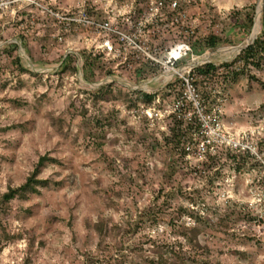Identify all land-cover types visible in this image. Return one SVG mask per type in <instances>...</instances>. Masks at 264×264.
Returning <instances> with one entry per match:
<instances>
[{
    "label": "rangeland",
    "instance_id": "obj_1",
    "mask_svg": "<svg viewBox=\"0 0 264 264\" xmlns=\"http://www.w3.org/2000/svg\"><path fill=\"white\" fill-rule=\"evenodd\" d=\"M3 1L10 5L0 16V264H154L160 257L170 264H264V55L236 79L221 75L206 89L196 86L213 128L246 148L199 156L197 145L218 137L170 115L182 95L179 83L163 88L154 81L151 105L126 99L135 102L143 92L128 84L154 80L165 67L142 61L113 73L115 63L94 53L89 31L63 33L46 13L85 9L106 19L131 12L137 22L155 0ZM172 1L143 39L162 62L182 39L201 52L196 61L241 47L261 0H177L195 23L191 39L189 23L168 25ZM212 35L220 42L205 49ZM239 55L197 68L214 64L223 74ZM143 107L164 116L148 121ZM175 131L186 133L180 145ZM44 157L39 179L48 185L5 201Z\"/></svg>",
    "mask_w": 264,
    "mask_h": 264
},
{
    "label": "built area",
    "instance_id": "obj_2",
    "mask_svg": "<svg viewBox=\"0 0 264 264\" xmlns=\"http://www.w3.org/2000/svg\"><path fill=\"white\" fill-rule=\"evenodd\" d=\"M9 5V1H0V16L7 12ZM165 5L166 0L151 1L147 12L137 22L134 21L131 12L121 14L120 12L112 11L110 12L112 15L106 19L94 18L85 9L79 11L78 14H62L49 9L46 10V13L62 26L63 33L79 28L89 31L94 36V53L111 57L113 63H115L114 68H112L113 73L120 74V69L126 71L135 70L142 61L148 62L153 68L165 67L163 74L157 76L156 79L142 81L139 86L136 85V89L131 88V91L141 89L144 93L155 94L149 88L154 81H161L163 88L179 83L182 95L180 100L174 105L170 115H174L178 120L187 121L191 125L200 123L202 128L213 131V134L218 137L215 140L208 137L198 144L197 152L199 156H204L208 153L215 154L218 147H228L239 151L246 150L241 140L239 141L232 136L222 134L218 131L219 128H213V124L210 122L211 117L204 113L195 85L197 64H193L196 59L193 58L194 51L190 40L182 39L174 45L167 53L168 57L165 62L152 55L145 47L143 39L150 37L151 32L155 33V30L150 32L146 28L153 24L155 25ZM169 9L173 13L168 24L171 30L173 27L179 28L181 26L184 28L187 22L190 26L187 27L186 32L189 39H191L196 34L194 21L189 20L186 14L180 11V4L177 0L170 3ZM148 32L149 36L147 35ZM57 37L62 40L60 34ZM189 57H192V59L187 61L185 65L178 66L180 62L185 61ZM167 75L169 76L167 77ZM147 83L149 85L143 87ZM190 107H192V110L189 109ZM141 113L148 121L158 120L164 116L163 113H157L151 107H143ZM187 150L191 151L192 149L188 147Z\"/></svg>",
    "mask_w": 264,
    "mask_h": 264
},
{
    "label": "trees",
    "instance_id": "obj_3",
    "mask_svg": "<svg viewBox=\"0 0 264 264\" xmlns=\"http://www.w3.org/2000/svg\"><path fill=\"white\" fill-rule=\"evenodd\" d=\"M253 16H247V26L251 27L253 24ZM262 26H263V37H264V9H263V17H262ZM219 38L215 35H212L209 39L206 40L204 48L214 49L219 44ZM194 54H200L201 52L197 51L196 48L193 49ZM259 55H264V40L258 39L253 45L249 46L246 50H244L239 57L232 63L223 65V69L225 70L223 74H220V67H217L214 64H206L202 67L197 68V81L196 86H202L203 89H206L209 85V82L215 81L219 76H223L225 80L229 79V77H234L235 79L238 78L241 74H244L243 69L247 67L250 62H253L255 58ZM70 56L65 59V63L68 61ZM88 62V60H87ZM243 64L242 72L235 69V67L240 66ZM234 79V80H235ZM157 94H147L144 92H139L137 94L136 101H132L130 95L126 96L127 101L136 103H143V104H153L156 100ZM186 131H188L186 129ZM185 132H177L174 133V140L177 139V144H182L183 139L185 137ZM49 160L48 157H44L40 160L37 169L34 171L31 177L28 178L26 184L14 189L11 194L6 195L4 197L5 201H11L17 197L19 198H27V196L31 193H39L37 187L38 186H47L48 181L39 179V174L41 172V168L45 165V163ZM196 230L193 231V239H196ZM192 239V240H193ZM154 264H170V259L160 257L158 261Z\"/></svg>",
    "mask_w": 264,
    "mask_h": 264
},
{
    "label": "bare ground",
    "instance_id": "obj_4",
    "mask_svg": "<svg viewBox=\"0 0 264 264\" xmlns=\"http://www.w3.org/2000/svg\"><path fill=\"white\" fill-rule=\"evenodd\" d=\"M261 18H262V0L260 1V5L257 9V15H256V20H255V24H254V28L253 31L251 33V35L249 36V38L247 39V41L245 42L246 44L252 43L255 39H257L261 33ZM241 47L239 48H234V49H221L218 51V55L217 56H213V55H208L206 57V59L201 60V61H195L193 62V64H198V63H202V62H207V61H213L215 63L221 64V63H225L228 61L233 60L238 53L240 52ZM23 54V58L25 60V63L27 65V67L31 68V69H35L37 70L36 67L32 66L29 58L27 57V55L25 54V52H22ZM169 75H167L168 77ZM149 83L143 85V87L148 86ZM128 86H130L133 89H136V85H132V84H128ZM142 87V86H140Z\"/></svg>",
    "mask_w": 264,
    "mask_h": 264
},
{
    "label": "water",
    "instance_id": "obj_5",
    "mask_svg": "<svg viewBox=\"0 0 264 264\" xmlns=\"http://www.w3.org/2000/svg\"><path fill=\"white\" fill-rule=\"evenodd\" d=\"M263 9H264V0H262V13H263ZM256 39L252 42V43H249V44H244L241 46V49H240V52L238 53V55L240 53H242L244 50H246L249 46L253 45L255 43ZM129 87V86H128ZM131 89V87H129Z\"/></svg>",
    "mask_w": 264,
    "mask_h": 264
}]
</instances>
